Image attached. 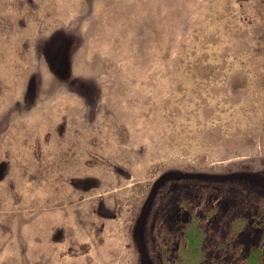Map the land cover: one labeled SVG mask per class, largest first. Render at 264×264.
I'll use <instances>...</instances> for the list:
<instances>
[{"label": "rangeland", "instance_id": "rangeland-1", "mask_svg": "<svg viewBox=\"0 0 264 264\" xmlns=\"http://www.w3.org/2000/svg\"><path fill=\"white\" fill-rule=\"evenodd\" d=\"M0 264H264V0H0Z\"/></svg>", "mask_w": 264, "mask_h": 264}]
</instances>
